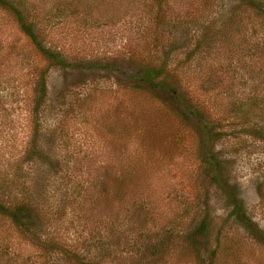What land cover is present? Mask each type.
Returning a JSON list of instances; mask_svg holds the SVG:
<instances>
[{"label":"rangeland","instance_id":"374dc122","mask_svg":"<svg viewBox=\"0 0 264 264\" xmlns=\"http://www.w3.org/2000/svg\"><path fill=\"white\" fill-rule=\"evenodd\" d=\"M88 2L41 8L62 68L0 8V202L31 208L22 226L0 216V264H192L184 237L200 220L222 226L235 264H264L199 159L204 123L220 182L264 233V17L240 0ZM149 66L163 88L129 78Z\"/></svg>","mask_w":264,"mask_h":264},{"label":"trees","instance_id":"16d2710c","mask_svg":"<svg viewBox=\"0 0 264 264\" xmlns=\"http://www.w3.org/2000/svg\"><path fill=\"white\" fill-rule=\"evenodd\" d=\"M82 1H85L86 7L89 6L90 10H93L96 7L88 2V0H0V8L9 13L18 27L20 33L28 41L31 47L38 53V55L44 59L48 66H57L62 68L64 57L57 51L53 52L43 45L41 40V8L46 4L55 6L57 9L65 10V7H71L73 9L75 4H80L82 7ZM157 5H160L161 0H153ZM95 2V1H92ZM103 3V2H102ZM240 3L252 11L256 12L257 15L264 17V7L260 8V5L256 0H240ZM89 4V5H87ZM98 7V6H97ZM123 7H126V3ZM83 8V7H82ZM101 10H103L101 5ZM163 67H158L152 69L151 66L143 67V70L137 71L133 76H129L130 79H138L146 84H150L152 87L163 88L164 82L161 84L156 83V80L162 76ZM47 66L40 69L36 77V100L34 102L35 106L42 103L45 96V79L44 75L46 73ZM200 133L203 135V142L201 141L199 148V159L203 161L204 164L213 166L212 171H210L211 180L216 185L219 190H222L225 200L227 201L229 212L226 215V218L231 220L234 224L241 226L250 233L254 239L259 241L264 245V233H262L257 227L253 224H249V221L246 217L244 208L240 199L236 196V193L232 191V186H227L220 182L219 173L216 169L219 163L215 161L211 153L206 149L207 140L209 138L210 129L206 124L202 123L199 128ZM110 197V196H109ZM109 199V198H107ZM31 208L28 205L20 204L16 207H10L3 202H0V216L6 217L13 224L22 226L26 224V220L30 218ZM189 228V227H188ZM222 226L220 228H214L213 234L211 230L207 228L204 220H200L194 228H190L185 232V241H188L191 248L195 249V254H193L192 264H202L199 252V244H204L205 248H208L206 251V260L204 264H235L237 262V254L234 251V244H231L226 234L222 232ZM148 231H144L142 234H146ZM134 238V237H133ZM211 241V242H210ZM41 243L44 248V251L48 248L55 249L59 251L60 245H54V243L45 242ZM125 246H128L129 249L133 250L135 254L138 252L139 246L131 244L127 241ZM211 248H210V247ZM46 247V248H45ZM154 246L149 250H145L143 257L145 259L155 257V248ZM79 259V260H78ZM77 264H84V260L75 257ZM137 264H141L138 261Z\"/></svg>","mask_w":264,"mask_h":264}]
</instances>
